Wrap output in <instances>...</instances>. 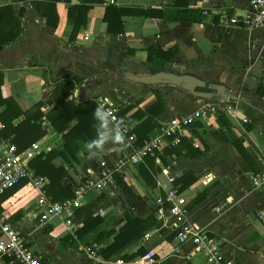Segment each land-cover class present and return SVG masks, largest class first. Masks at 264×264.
Instances as JSON below:
<instances>
[{
	"label": "crops",
	"instance_id": "obj_1",
	"mask_svg": "<svg viewBox=\"0 0 264 264\" xmlns=\"http://www.w3.org/2000/svg\"><path fill=\"white\" fill-rule=\"evenodd\" d=\"M248 2L118 0L114 6L121 8H199L205 19L199 23L142 17L132 12L120 18L114 14L110 16L114 31L108 33L104 20L107 6L100 2L0 0V41L20 26L18 36L0 48V93L2 97H12L25 110L39 101L46 102L63 78L77 76L79 82L69 96L77 102L105 97L119 107L139 98V107L145 108L154 101L150 89L131 81L124 89L105 66L122 71L123 77L125 73L149 74L146 48L175 47L176 54L165 64V70L221 84L228 90V97L207 100L182 88L160 85L164 109L157 117L158 126L176 114L203 111V116L184 129L179 153L177 144L166 145L154 157L159 167L155 187L149 188L142 181L139 165L130 168L124 180L145 201L146 209L140 216L146 219L154 210L156 198L171 188L179 190L181 184H175L176 179L191 172L196 181L180 191L189 206L185 220L205 230L223 256L234 264H264V186L255 187L251 181L252 175L264 171V94L256 93L260 84L264 87V28L227 24L228 18L245 12ZM49 108L41 107L44 111ZM218 111L224 113L229 127L219 120ZM42 122L48 128L44 118ZM35 142L42 152L62 145L60 135L50 131ZM109 147L111 142L104 153L95 157L83 147L77 164H63L67 172L62 184L72 189L100 157L115 154L116 150L109 151ZM170 149L176 151L168 152ZM197 150L199 155H190ZM53 162L59 164L60 159ZM205 190L207 196L190 206L193 198ZM38 195L37 188L25 183L0 206V215L16 228L34 254L49 264H108L112 260L98 254L88 257L79 248L90 245L98 250L112 241L113 235L100 244L92 242L98 233L116 231L124 222L126 197L118 188L113 193L99 195L90 191L85 195L83 204L93 202L94 213L104 219L77 239L76 246L63 240L71 233L61 219L52 217L40 222ZM145 234L150 235L148 239L134 241L122 251L132 253L146 247L143 255L128 261L130 264H143L144 256H151V264H207L200 254H190L189 244H178L174 232L157 221ZM0 264H10L9 258L4 256Z\"/></svg>",
	"mask_w": 264,
	"mask_h": 264
},
{
	"label": "trees",
	"instance_id": "obj_2",
	"mask_svg": "<svg viewBox=\"0 0 264 264\" xmlns=\"http://www.w3.org/2000/svg\"><path fill=\"white\" fill-rule=\"evenodd\" d=\"M92 2H100L101 0H91ZM178 1V0H177ZM135 13L142 17H161L168 21H190L203 22L205 13L199 8H180L175 6L164 7L159 9H136V8H121L114 5H108L104 13V20L107 23V32L113 33L114 29L111 25L110 16L116 14L118 18L126 13ZM122 31V30H121ZM20 32V26L16 31L0 41V48L3 44L13 41ZM176 54V48H168L163 50L156 46L146 48V60L150 63V73L163 70L167 62H169ZM107 69L115 73L122 71L113 66H105ZM79 82L77 76L65 77L55 85V89L49 94L46 102H37L32 107L23 110L12 97H2L0 93V144L3 141H9L22 150L29 146L32 142L43 138L48 131H52L60 135L62 145L59 148H51L47 152H40L29 162L30 168L35 175L45 177L48 183L45 186V193L52 201H62L74 196L73 190L62 184V179L66 174V169L63 164L73 166L79 162V152L83 147H86L87 142L97 137L98 121L94 118V110L98 106L97 100L88 99L77 102L69 98L71 91ZM2 76L0 74V85ZM149 88L154 96V101L145 108L139 107L140 99L135 101H127L121 103L118 108L117 116L119 120H123V124L130 125V131L136 137V145L141 146L152 134L155 127L158 126L157 117L162 113L164 106V95L160 86H143ZM205 90V89H204ZM257 94H264V87L260 84L256 90ZM217 101V100H216ZM49 105L48 110H42L41 107ZM219 120L229 127V123L223 112L218 111ZM42 118L49 124L48 128L42 122ZM250 127H247L249 129ZM183 138L177 143L176 149L167 150L168 152H180ZM237 148L239 144L234 143ZM240 153L244 159L250 163V158L240 149ZM190 155H199L200 151H193ZM153 155H146L143 161L139 164V175L142 181L149 188L156 186L154 176L159 170V167L154 162ZM60 159L59 164H55L53 160ZM196 176L191 172H185L182 176L176 179L175 184H181L179 192L187 187L190 183L196 181ZM114 180L117 188L126 197V210L123 213L124 222L118 230L102 231L92 240V242L100 244L104 239L113 235L112 241L106 246L96 250V254L103 259H115L117 257L129 261L137 256L145 253L146 247L141 246L135 252L122 253V251L132 242L143 239L146 240L150 235L145 236V233L152 229L156 222L154 215H150L146 219L141 218V213L146 209V204L143 198L137 194L125 182L123 175L115 174ZM26 182H21L15 187L7 190L0 198V201L5 200L15 191L21 188ZM208 192L202 191L193 198L190 206L198 204L202 201ZM163 195V193H162ZM95 204L88 202L82 204L76 211L73 217L75 222L81 225L75 230L74 234H68L63 237V240H68L70 245L76 246V240L88 233L96 227L104 216L94 213ZM189 208V206H187ZM264 225V221H263Z\"/></svg>",
	"mask_w": 264,
	"mask_h": 264
},
{
	"label": "built area",
	"instance_id": "obj_3",
	"mask_svg": "<svg viewBox=\"0 0 264 264\" xmlns=\"http://www.w3.org/2000/svg\"><path fill=\"white\" fill-rule=\"evenodd\" d=\"M100 3L106 6L116 5L118 0H101ZM227 24L229 26L264 28V0H249L245 12L242 15L228 18ZM104 99L105 97H99L97 104H102ZM105 108L115 118L111 122L114 127L120 121L117 116L119 107L109 103L105 105ZM216 108L219 110L220 107ZM201 116H203V111L173 115L166 123L158 126L156 132L141 146L136 145V137L130 131V126L122 124L124 144L119 145L120 150L115 154L111 153L108 156L100 157L72 188L74 196L62 201H52L46 195L47 179L35 175L29 166L30 160L42 152L39 143L32 142L26 148L18 150L15 144L6 140L0 144V198L7 190L21 182L32 184L39 190L37 209L40 222L57 217L73 234L81 225L73 220L75 211L83 204V199L88 192L94 191L99 195L113 193L117 188L114 180L115 174H121L124 178L128 170L138 166L146 155L159 153L166 145L177 144L184 129ZM251 181L255 187L264 186V171L252 175ZM154 204L152 215L156 221L174 232L178 244H189L191 246L190 254H200L207 264H234L223 256L215 240L205 230L196 228L185 220L187 200L176 188H171L165 192L164 196L157 197ZM79 249L91 258L96 254V247L82 245ZM4 256L9 258L10 264H49L42 257L34 254L16 228L0 215V261ZM152 261L151 256L142 258L143 264H151ZM108 264L130 263L117 257L110 260Z\"/></svg>",
	"mask_w": 264,
	"mask_h": 264
},
{
	"label": "water",
	"instance_id": "obj_4",
	"mask_svg": "<svg viewBox=\"0 0 264 264\" xmlns=\"http://www.w3.org/2000/svg\"><path fill=\"white\" fill-rule=\"evenodd\" d=\"M124 77L131 82L145 86L172 85L184 89L192 96L207 100L228 97V90L223 85L207 83L191 74H178L163 69L149 74L125 73Z\"/></svg>",
	"mask_w": 264,
	"mask_h": 264
},
{
	"label": "clouds",
	"instance_id": "obj_5",
	"mask_svg": "<svg viewBox=\"0 0 264 264\" xmlns=\"http://www.w3.org/2000/svg\"><path fill=\"white\" fill-rule=\"evenodd\" d=\"M108 98H105L103 103L98 105L94 110V118L98 121L97 124V137L86 144V148L92 157L98 153H104L105 146L111 142L109 151L120 150L117 145L124 144V135L121 125L123 120L118 121L114 127H110L111 122L115 119L112 113L106 110L105 105L109 104Z\"/></svg>",
	"mask_w": 264,
	"mask_h": 264
},
{
	"label": "rangeland",
	"instance_id": "obj_6",
	"mask_svg": "<svg viewBox=\"0 0 264 264\" xmlns=\"http://www.w3.org/2000/svg\"><path fill=\"white\" fill-rule=\"evenodd\" d=\"M111 76H112V78L114 79V80H116L117 81V84L119 85V86H122L124 89L126 88V87H128L129 85H131V83H130V81H128L127 79H125L124 77H123V73L121 74V73H114V72H111ZM141 88V87H140ZM126 96V95H125ZM128 97V96H127ZM133 99V97L131 98V100ZM127 101H129V100H127ZM126 102V101H125ZM50 132H52V131H50ZM53 133V132H52ZM36 197V196H35ZM35 200H36V198H35ZM36 204H37V200H36ZM72 234V233H71ZM74 234V233H73ZM72 234V235H73ZM97 245V244H96ZM90 246V245H89ZM96 246H94V248H95Z\"/></svg>",
	"mask_w": 264,
	"mask_h": 264
}]
</instances>
